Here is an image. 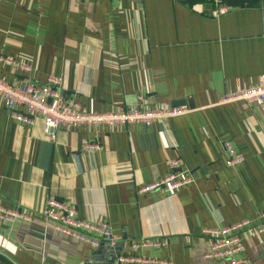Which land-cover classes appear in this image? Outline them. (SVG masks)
I'll return each instance as SVG.
<instances>
[{
	"label": "crops",
	"instance_id": "crops-1",
	"mask_svg": "<svg viewBox=\"0 0 264 264\" xmlns=\"http://www.w3.org/2000/svg\"><path fill=\"white\" fill-rule=\"evenodd\" d=\"M255 2L214 17L216 1L206 0H0V54L31 65L0 62V79L42 85L58 77L62 93L93 112L195 109L151 125L63 126L51 139L42 118L17 122L0 96V204L36 214L0 222V264H114L120 253L229 264L205 258L203 231L260 221L264 106L215 104L264 74V0ZM225 142L243 163L224 164ZM175 158L193 182L173 194L139 192L173 171ZM50 198L74 205L77 218L107 221L117 245L96 232L84 231L99 247L58 233L39 214ZM244 236V264H264V235ZM140 240L165 245L133 249Z\"/></svg>",
	"mask_w": 264,
	"mask_h": 264
},
{
	"label": "built area",
	"instance_id": "built-area-1",
	"mask_svg": "<svg viewBox=\"0 0 264 264\" xmlns=\"http://www.w3.org/2000/svg\"><path fill=\"white\" fill-rule=\"evenodd\" d=\"M235 7L232 3L216 1L212 15L219 17ZM0 62L22 71H30L31 65L24 59L0 54ZM0 96L5 100L11 116L17 122L33 125L36 116L42 118L46 134L55 139L60 127L99 128L106 126L114 128L130 123L151 125L164 118L177 117L194 111L187 106L163 105L159 108L134 106L126 110H112L107 112L88 111L74 97H67L62 93L61 80L50 76L42 85L28 82L10 84L0 79ZM237 101L255 102L264 106V74L256 86L227 93L220 97L215 105H224ZM19 108H24L23 113ZM84 148H96L85 144ZM224 164L228 167L237 166L245 160L244 156L236 151L231 142L224 143ZM184 161L175 158L170 161L173 171L165 176L145 184L139 189L140 193L160 190L166 193H175L183 186L193 182V174L184 168ZM44 221L53 224V228L65 236L99 247L100 240L93 238L84 231L96 232L112 247L117 245L111 225L104 220L86 221L77 218L76 207L72 204L59 201L55 198L47 200L43 210L39 213ZM35 212L26 209H10L0 204V222L14 224L16 222H33ZM204 236L210 242V248L205 258L225 261L229 264H244L247 259L244 253L247 250L246 238L264 235V210L260 213V221L252 223L244 219L223 227L206 228ZM165 245L163 240L133 241L132 248L159 247ZM114 264H169L168 261L157 258H148L137 255L119 254Z\"/></svg>",
	"mask_w": 264,
	"mask_h": 264
},
{
	"label": "water",
	"instance_id": "water-1",
	"mask_svg": "<svg viewBox=\"0 0 264 264\" xmlns=\"http://www.w3.org/2000/svg\"><path fill=\"white\" fill-rule=\"evenodd\" d=\"M206 1H220V2H233V1H241V2H244L242 4V6H254V5H257V3L255 2V0H206ZM251 1V2H249Z\"/></svg>",
	"mask_w": 264,
	"mask_h": 264
},
{
	"label": "trees",
	"instance_id": "trees-1",
	"mask_svg": "<svg viewBox=\"0 0 264 264\" xmlns=\"http://www.w3.org/2000/svg\"><path fill=\"white\" fill-rule=\"evenodd\" d=\"M236 2H238V1H233V2L231 1V2H228V3H232V4H234V3H236Z\"/></svg>",
	"mask_w": 264,
	"mask_h": 264
}]
</instances>
